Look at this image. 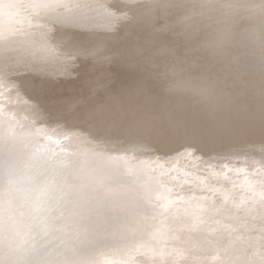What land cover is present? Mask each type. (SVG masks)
<instances>
[{"label": "bare ground", "instance_id": "bare-ground-1", "mask_svg": "<svg viewBox=\"0 0 264 264\" xmlns=\"http://www.w3.org/2000/svg\"><path fill=\"white\" fill-rule=\"evenodd\" d=\"M6 5L1 6L0 11V140L5 141L8 145L6 149L0 150L1 161L7 160V156L10 158L17 154V146L25 140L34 138L36 131L43 133L44 137L47 138L51 135L55 136L68 128L66 123L60 120V116L67 109L57 113L54 111L59 109L58 107L71 105L68 100L73 95V88H70L69 85L71 84H68L71 81H66V88L68 87L69 91L62 98L38 99L35 87L39 89L46 86L50 87L57 77H67L69 74H74L78 71L75 67L76 61L80 60L81 62L90 60V69L103 66V70L111 71L116 65L133 70L135 69V63L141 67L150 59L156 67L152 69V74L160 70L159 77H150L139 70L138 72H123L122 78L119 79V83L124 84L125 87L124 102L128 104L131 112L135 114L133 115L135 117L134 120L127 122L128 126L126 129H133V131L140 129L138 139H156L170 135H174V138L179 135L184 137V148L177 154L164 155V157L176 158L187 149L190 152V157L195 156L200 161L197 164H200L202 168H206L212 165L218 154L224 152L232 160L242 159L243 163L247 165L248 173L254 177L256 176L257 169L262 164L261 160L264 159V149L260 148L264 144V138L253 144L254 152L252 153L246 154V151H238L235 146L242 147V145L252 142L254 137L264 135L263 98H260L257 93L241 95L239 92L243 87L242 84H245L241 78L239 81L233 82L234 84H231L232 87L229 89L218 90L216 88L217 90H212L213 93L207 91V88L204 89L207 82L213 81L211 74L213 73V76L216 77L217 75L215 74L219 73L220 70L227 69L230 63H233L234 73L238 77L247 57L212 55L206 47L208 30L196 15L195 5L186 3L184 0H28V2L25 0H6ZM164 17L165 19H163ZM160 18L164 22L161 23L162 29L159 32L162 31L161 33H164L166 42L173 46L171 47L172 50H169L172 56L176 53L177 58H189L188 61L186 60L185 67L178 65L172 71L162 69L161 64L166 56L163 54L164 50L162 51L160 47L153 50L148 46L154 41V36L158 31L154 29V24ZM146 50H149L150 56H141ZM138 58L142 62H136ZM253 63L254 61L251 59L249 64L244 65V69L252 67ZM25 68H29L28 74L22 79H12V74H19ZM260 69L264 70L262 67ZM255 72L252 71L251 75L255 76V79L257 78L256 83L259 80V85L263 89L264 71ZM163 74L167 76L164 77ZM36 76L40 79L33 85V78ZM197 77L202 81H199ZM98 78L99 76L94 77L93 83H96V80H99ZM71 83L74 84L75 82L72 81ZM93 83L87 82V95L94 91L95 86ZM150 85H154L157 91H153ZM59 87L61 88L57 90L61 91L63 88L61 85ZM216 91L219 92L217 97L215 96ZM113 93L111 92L106 96L108 97L111 94L110 98L113 97L111 101L106 100L105 97L103 98L105 99L104 102L95 101L90 103L87 101L85 103L82 102L78 107H73L74 110L71 112L72 116L69 117V120L80 119L78 117L81 116L82 119H86L83 129H81L80 139H76V143L84 146L86 141L83 140H94L96 142L100 140L102 142H98V146H84L83 149L77 150L76 153L83 156L82 165H86L84 161L89 162L87 159H90L91 155H99L100 158L102 154L100 152L101 147L109 144V138L102 139L100 136L102 134L101 131L109 134L112 129L111 125H108L112 118L107 116L103 118V116L116 111L118 109L117 106L121 102V98L115 97ZM18 95H21L19 99H17ZM227 99H232L235 102L233 110L236 111L235 114L238 116L235 130L231 134H229V131L226 132L228 127L231 126L228 123L230 117L222 115L221 112V109L226 108L228 104ZM43 102L49 108L45 113L46 118L41 110V103ZM95 106L100 108L98 112L100 111L101 113L93 118L87 114L91 112L88 108ZM21 107L25 108V111H28L35 119L38 120L40 118L31 127L33 136L28 139L25 136L26 129L15 127L12 123H9L11 122V115ZM104 119H107L105 124H102L103 126L101 127H96V123ZM197 121H200L203 129L208 127L207 134L209 137L212 139L216 137L219 143H216L215 149L211 154L198 153L197 151L194 152L195 155L192 154L195 148L193 143L200 136V126L194 125V122ZM39 125L41 128H38ZM104 128L106 130H103ZM11 130H17V132L21 133L10 134ZM138 139L135 143L127 142L126 144H129L127 146L135 148L147 147L148 142L138 143ZM206 139L208 140V138ZM223 139L225 140L222 141ZM42 145V150L39 152H36L38 151L36 147L30 151L21 149L20 154H18L20 156L42 157L47 154L46 149L48 147L44 144ZM89 150H94V154L87 155L86 153ZM146 154L139 153L135 155L137 156L135 158L150 157V155ZM227 165L221 167V176L217 175L216 178H231L234 181L239 170V164L233 161V163L231 162L230 165ZM192 166L197 168V165ZM223 172L226 174L225 176L222 174ZM36 177L40 179L42 174L38 173ZM172 179H169L170 186H172ZM125 180L127 182L126 178ZM239 182L237 180L235 183ZM31 184L27 183L30 189L33 188ZM215 184L217 186L223 185ZM197 185L198 183L194 184V186ZM146 186L150 187L148 184ZM194 186L190 187L188 194L178 196L171 193L169 196H172L167 197V205L170 204V206L166 208L165 214L166 212H171L170 218H166L167 221H172L175 225L177 220H173L172 215L178 210L184 209L186 215L182 221L185 226L180 228L182 230L179 240V251L181 253H176L177 258L170 264H177L179 259L184 260L187 257L189 259L186 262L187 264H201L206 260L208 264H211V256L214 250H218L222 255V260L218 264H264V257L262 259L255 257L248 260L247 255L242 252L241 244L238 242L241 241L240 236L244 228H246V224L243 227L242 223H240V215L242 214H235L230 206L225 209L224 222L229 227L230 225L235 226V230H231L227 225L226 229H224L225 225H217L215 227L214 224L207 220H205L207 224H204L203 217H195L196 213H198V209L195 206L199 204V200H202L204 195L208 196L209 194L204 191L194 197L192 191ZM182 187L187 190L186 185ZM256 188L264 189V183H261ZM144 189L145 187L131 185L128 191L129 195H112L113 197L109 198L110 200H107V194H101L102 200L108 201L110 204L106 211L95 214V218L90 212H85L82 215L76 214L67 219L66 222L76 223L78 226L90 224L89 232H93L109 224L112 216L116 214V224L121 221L123 226L127 225L125 237H129L127 236L129 234V241L140 243L144 228L149 229L148 226L155 225L153 224L154 218L152 213L150 214L148 207L139 205L137 199L129 197L133 196L135 192ZM143 192L146 194L147 190ZM3 194L1 190L0 197ZM80 196H82V193L74 198L76 203L79 201ZM190 196L194 198H190ZM119 198L121 200H118ZM39 200L42 201V204L48 202L44 198ZM17 201L18 198L16 197L10 200L9 210L13 208L14 202ZM221 202L222 199L219 200L220 204ZM76 203L72 206L75 209ZM220 204H218L217 208H219ZM27 208L28 206L24 205L21 214ZM217 211L216 214L220 212V210ZM145 213H148L149 216ZM55 220L58 221V219L49 220V224L58 226L59 222ZM38 221H40V218L37 215L32 221L15 224V227L20 230L18 231L20 236L25 238V247L28 246L27 248L24 247L26 254L23 255L24 257L25 255L27 256L26 260L40 255L41 260L37 264H125L123 262L125 252L120 256H103L104 254H102L96 257L91 254L87 255L82 249H79V246H76L75 251L65 254L61 259L55 260L52 254L61 250L67 251V248L61 243L45 251L44 247L48 246L47 244L51 242L53 236L39 240L32 237L33 234L29 233ZM165 222L163 221L164 229L162 225L157 224L156 232L149 233L147 241L150 244L148 247L149 257L156 254L155 249L158 243H161L163 248L166 246L165 235L167 230H165ZM204 227L205 230L202 231L201 228L204 229ZM32 233H34V230ZM209 235L211 236L209 237ZM88 241V238L83 237L81 247ZM94 247H103V242H96ZM165 253H168V251ZM161 256V262H166L168 258L166 256L163 257L164 254ZM242 257L245 260L240 262ZM22 259L23 256L19 254L14 259V262Z\"/></svg>", "mask_w": 264, "mask_h": 264}, {"label": "rangeland", "instance_id": "rangeland-1", "mask_svg": "<svg viewBox=\"0 0 264 264\" xmlns=\"http://www.w3.org/2000/svg\"><path fill=\"white\" fill-rule=\"evenodd\" d=\"M25 1L28 2V0ZM1 6H7L6 0H0V11L2 8ZM163 19H165V17ZM163 19H158L156 24H154V29L158 31L154 36V41L151 44L148 43L150 44L148 46L153 50L159 47L162 51L164 50L163 54L166 56L161 64V67H163L162 69L172 71L174 67L178 65L185 67L186 60L188 61L189 58H177L175 52V54H173L174 56H172L169 50H172L171 47L173 46H170L166 42L164 33H161L162 31L159 32L160 29H162L161 23L164 22ZM142 55L143 57L150 56L149 50L143 52L141 56ZM250 60L251 58L247 57L244 61V65L249 64ZM136 62L142 61L138 58ZM89 64H91L90 60H86V62H81V60L76 61L75 67L78 71L74 74H69L67 77H57L50 87L46 86L40 89L35 87L36 93H38L37 98L48 100L57 97H65L67 91H69V88H66V81L75 82L74 84L71 82L68 83L71 84L69 87L73 88V95L68 98L69 104L71 105L58 107L59 109L54 111L57 113L67 109V111L60 116V120L66 123L68 127L66 130H62L59 134L55 136L51 135L52 137L48 136L47 138L44 137L43 133L41 134L36 131V136L32 139H28L33 136V129L31 127L36 124L40 118L38 120L35 119L22 107L15 112L13 111L14 113L10 117L11 122L9 123H12L13 126L26 129L25 136L28 140L21 142L20 145L17 146V154L10 158L7 156V160H0V195L1 190L4 193L0 197V264H37L40 262V255L26 260L27 256L25 255L24 257L23 254H26L25 248L28 246L25 247V238L20 236L18 232L20 231L19 228L15 227V224H23V222L34 220L37 215L40 221L32 227L34 233H32L33 230L29 232L33 234L32 237L40 240L53 236L51 242L47 244L48 246L44 247L45 245L43 244L45 251L61 243L67 248V251L61 250L58 253L52 254L55 260L61 259L69 252L75 251L76 246H79V249H82L87 255L91 254L96 257L102 254H104L103 256H120L125 252V257H123V262L125 264H170L177 258L176 253H181L179 251V240L182 234L180 228L185 226L182 221L186 215L184 209L181 211L178 210L172 215V219H176L177 223L174 225L172 221H167L166 218H170L169 216L171 215L170 211L165 214L166 208L170 206V204L167 205V197H171L172 195L169 196L171 193L178 196H183L186 193L188 194L190 192V187L194 186L195 183H198V185L192 188L194 197H197L204 191L209 194L208 196L204 195L203 199L199 200V204L195 206V208L198 209V213H196L195 217H203L204 224H207L205 221L207 220L214 224L215 227H217V225H225L224 229H226L227 224L224 222L226 215L225 209L230 206L235 214H242L240 215V223H242V226L244 227L246 224V228H244L240 236L241 241H238L241 244L240 247L243 250L242 252L247 255L248 260L255 257L262 259L264 257V238L262 239L264 236V189H258L256 187L264 183V159H262L263 161L261 160V166L259 168L257 167L258 169L256 168L257 174L254 177L248 173L247 165L243 163L242 159L232 160L228 158L227 154L224 152L218 154L215 161L212 162V165L206 168L200 167V164H197L200 161L196 159L195 156L191 158L189 155L190 152L187 149L176 158L164 157V155L171 156L180 152L182 148H184V137L179 135L174 138V135H170L167 137H158L156 139H138L140 129H138V131L126 129L128 126L127 122L129 120H134L135 117L133 115L135 114L131 112L128 104L124 102L125 87L124 84L119 83V79L122 78L123 72H138L141 70L150 77H159L160 70L154 72L156 75L152 74V69L156 67L150 59L141 67L138 66L139 64L135 63V69L133 70L121 68L120 65L114 66L111 71L103 70V66L90 69ZM244 65L238 77L234 73L233 63H230L227 69L220 70L219 73L215 74L217 75L216 77H214L212 73L211 76L213 81L207 82L204 89L207 88V91L210 92H212V90H217L216 88H218V90L224 88L229 89L232 87L231 84H234L233 82L239 81L241 78V80H244L245 84H242L243 87L239 93L241 95L257 93L260 98H263L264 103V88L261 89L258 82L259 80L256 83L257 78L255 79V76L251 75L252 71L261 72L264 70H261L256 62H254L250 68L247 67L244 69ZM28 71L29 68H25L24 71L19 74H12L11 77L12 79H22L28 74ZM133 75H135V73H133ZM97 76H99V80L93 83L94 77ZM163 76L165 77L167 75L163 74ZM197 78L199 81H202L199 77ZM33 79L34 85L40 78L36 76ZM87 82L90 84L93 83L95 86L94 91L89 95L86 94V91L88 92ZM59 85L63 88L61 91L57 90L61 88ZM83 88L84 90H82ZM150 88L153 91H157L154 85ZM111 92H114L113 94L115 97L121 98V102L117 106L118 109L116 111L107 113L103 116V118L106 116L112 118L111 122L108 124L111 125L112 128L110 133L108 132L109 134H107L105 131H101L102 134L100 136L102 139L109 138V144L101 147L100 152L102 154L100 158L99 155H91L94 154V150L87 151L86 154L91 155L89 157L90 159H87L89 162L84 161L86 165H82L84 159L83 156L76 153L77 150L83 149L84 146H98V142L101 141L83 140L86 141L84 146L82 144H77L76 139H80L81 129H83L86 119H82L81 116L78 117L80 119L69 120V117L72 116L71 112L74 110L73 107L80 106L82 102L85 103L88 101L93 103L95 101L104 102L105 99L108 101L113 100V97L110 98L111 94L106 97ZM217 95H219L218 91L215 92L216 97ZM20 96L21 95H18L17 99H19ZM227 101L228 104L226 108L221 109V112L222 115L230 117L228 123L231 126L228 127L226 132L229 131V134H231L232 131L235 130L238 116L235 114L236 111L233 110L235 102L232 99H227ZM41 105V110L46 118L45 113L49 108L44 102L41 103ZM95 107L88 108L91 112L87 115L94 118L97 114L101 113L100 111L98 112L100 108ZM107 119L96 123V127L103 126L102 124H105ZM195 124L200 126V136L198 140L193 143L195 148L192 154L195 155V151L203 154L213 153L215 149L214 146L216 143L219 144L216 137L215 139L209 137L207 134L208 127L203 129L200 121L194 122V125ZM39 126L38 128H41V126ZM106 129L104 128L103 130ZM11 132L9 133H21L17 132V130H11ZM206 138H208V140ZM263 138L264 135H258L254 137L252 142L242 145V147L235 146L237 148L236 150L242 152L246 151V154L252 153L254 152L252 148L253 144L259 142ZM137 139L138 143L148 142L147 147L135 148L133 146H127L129 145L126 144L127 142L135 143ZM224 140L225 139L222 141ZM4 143L5 141L0 140L1 151L6 149L8 145ZM42 144L48 146L46 149L47 154L42 157L36 158L31 155H19L21 149L30 151L37 147L38 151L36 152H39L42 150ZM9 146L11 147L10 144ZM260 148L264 149V144L261 145ZM139 153L144 155L147 153L150 157L142 159L135 158L137 157L135 155ZM233 161L239 164L236 179L233 181L231 178H216L217 175L221 176V167L228 166L227 164L230 165ZM192 165H197V168ZM38 173L42 174L40 179L36 177ZM222 174H224V172ZM225 175L226 174H224V176ZM171 178H173L171 181L172 186H170L169 180ZM237 180L240 182L235 183ZM27 183H32L31 185H33V188L30 189ZM146 183L150 185L149 188L146 186ZM215 183L223 185L217 186ZM131 185L145 187L144 190L135 192L134 195L129 198H135L138 200L137 202L139 205L145 206L146 208L148 207L150 214L152 213L154 218L153 224H155L151 227L148 226L149 229H145L146 227L144 228L140 243L129 241V234H127L129 237H125L127 225L123 226L120 220L119 224H116V214L112 216V220L109 224L93 232H89L90 224L78 226L76 223L72 224L66 222L71 216H75L76 214L82 215L85 212H90L93 218H95V214L106 211L110 206L108 201L102 200L101 194H107V200H110L109 198H112V195H129L128 191ZM183 185L187 186V190L185 187H182ZM145 190H147L146 194L143 192ZM80 193H82V196L79 197V201L76 203V199L74 198ZM143 196L145 197L144 199ZM193 196H190V198H194ZM13 197L18 198V201L14 202L15 205L9 210L8 205ZM41 198L48 200V202L42 204V201L39 200ZM220 199H222L221 204L219 203ZM118 200L121 199L119 198ZM75 203L76 209L72 207ZM218 204H220L219 208H217ZM24 205H27L28 208L21 214ZM217 210H220L218 214H216L218 212ZM145 214L149 216L148 213ZM221 216L222 218H220ZM51 219H58V221H55L59 222V225L53 226L49 224V220ZM163 221H167L165 222V230H167L165 235L166 246L163 248V245L158 243L155 249L156 254L149 257L148 247L150 244L147 242L149 233L156 232L155 228L157 224L162 225L164 229ZM227 227L229 226L227 225ZM229 228L235 230V226L230 225ZM201 229L203 231L205 227ZM147 230L148 232H146ZM210 236L211 235H209V237ZM83 237L88 238L89 241L81 247V240ZM79 241L80 243H78ZM98 241L103 242V247H94L95 243ZM43 247L41 248L43 249ZM166 251H168V253H165ZM19 254L23 256V259L14 262V259ZM163 254V257L166 256L168 258L164 263L161 262V255ZM187 258H184V260L179 259L177 264H187L186 262L189 261ZM221 260L222 255L218 250H214L211 256V264H218ZM244 260L245 259L242 257L240 262ZM201 264H208V261L206 260Z\"/></svg>", "mask_w": 264, "mask_h": 264}, {"label": "clouds", "instance_id": "clouds-1", "mask_svg": "<svg viewBox=\"0 0 264 264\" xmlns=\"http://www.w3.org/2000/svg\"><path fill=\"white\" fill-rule=\"evenodd\" d=\"M208 30L212 55L246 56L264 68V0H184Z\"/></svg>", "mask_w": 264, "mask_h": 264}]
</instances>
